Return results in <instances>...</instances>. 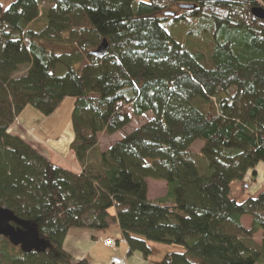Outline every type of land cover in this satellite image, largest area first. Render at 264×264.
Wrapping results in <instances>:
<instances>
[{
    "label": "trees",
    "instance_id": "obj_1",
    "mask_svg": "<svg viewBox=\"0 0 264 264\" xmlns=\"http://www.w3.org/2000/svg\"><path fill=\"white\" fill-rule=\"evenodd\" d=\"M253 9L264 0H0V208L46 243L24 253L2 238L0 264H71L68 233L111 223L128 255L181 248L159 264H264V190L242 195L264 163V19ZM168 21L186 24L182 43ZM65 98L78 174L8 132L27 106L47 117ZM148 113L90 157L100 134ZM148 180L165 183L161 200L149 201Z\"/></svg>",
    "mask_w": 264,
    "mask_h": 264
},
{
    "label": "rangeland",
    "instance_id": "obj_2",
    "mask_svg": "<svg viewBox=\"0 0 264 264\" xmlns=\"http://www.w3.org/2000/svg\"><path fill=\"white\" fill-rule=\"evenodd\" d=\"M135 1L149 3V0ZM1 4H5V2H1ZM163 26L178 42H183L186 28L184 22L168 21L164 22ZM22 72L19 75L23 74ZM73 106L74 100L65 98L56 111L47 117L27 106L18 115L8 132L12 135H18L39 152H41V149L46 151L45 154L49 155V161L54 165L56 164L57 167L71 170L73 164H78L74 153L70 150V145L74 140L71 120ZM128 113L131 114L129 109ZM151 117L150 113L140 118H135L131 115V123L124 131L113 136L100 134L97 152H93L90 157L92 159L96 158L98 156L97 153L108 150L113 144L121 140L123 136L130 134L145 124ZM200 149L201 143L196 142L192 146L191 152L197 155ZM252 172L251 170L248 172V177L251 178L250 189L248 191L245 190L243 194L241 193L244 198L247 195H255L264 187V163H259L256 166L255 176L252 175ZM148 188L149 199L153 202L161 200L166 195L164 182L148 180ZM236 191H238V194L241 192L238 183H234L231 186V194ZM106 239L117 242V246L114 249L107 248L104 245ZM148 247L151 251L148 259H145L139 252L127 255L128 248L122 239L117 223H111L110 227L105 230L73 229L68 233L63 245L64 250L72 257L71 264H76L82 260H86L88 264H110L113 257L124 259L126 264H159L166 255L182 252L181 248L170 245L148 243Z\"/></svg>",
    "mask_w": 264,
    "mask_h": 264
},
{
    "label": "water",
    "instance_id": "obj_3",
    "mask_svg": "<svg viewBox=\"0 0 264 264\" xmlns=\"http://www.w3.org/2000/svg\"><path fill=\"white\" fill-rule=\"evenodd\" d=\"M181 8L193 9L190 6H182ZM252 15L256 19H264V11L261 9H253ZM107 49L108 45L106 41H103L98 49L91 53V56L102 57ZM0 237L7 239L12 246L19 247L24 253L39 252L46 246L45 241L37 236L36 231L30 228L28 223L20 221L4 208H0Z\"/></svg>",
    "mask_w": 264,
    "mask_h": 264
},
{
    "label": "crops",
    "instance_id": "obj_4",
    "mask_svg": "<svg viewBox=\"0 0 264 264\" xmlns=\"http://www.w3.org/2000/svg\"><path fill=\"white\" fill-rule=\"evenodd\" d=\"M18 136V135H17ZM35 149V148H34ZM36 150V149H35ZM37 152H39L38 150H36ZM44 158H46L48 161L50 160L49 159V155H46L45 153H46V151H43L42 149H41V152H39ZM50 162V161H49ZM52 163V162H51ZM53 164V163H52ZM54 165V164H53ZM55 166H56V164H55ZM63 169H66V168H63ZM66 170H68V169H66ZM68 171H71V172H73V173H80L81 172V168H80V166H79V164H73L72 165V168H71V170L69 169ZM250 189V188H249ZM263 190L264 189H262V190H260V191H258V193H256L255 194V196H257L259 193H261V192H263ZM148 195H149V188H148ZM230 196L233 198V199H241V196H240V192H239V194H238V191H236V192H234L233 194H231V191H230ZM148 199H149V196H148ZM149 201H151L150 199H149ZM151 202H153V201H151ZM251 224H252V220L250 219V218H248V217H243L242 219H241V225H242V227L245 229V230H250V228H251ZM261 240H262V234H261V232H259L257 235H255V237H254V241L256 242V244H258V245H260L261 244ZM127 251H128V249H127Z\"/></svg>",
    "mask_w": 264,
    "mask_h": 264
},
{
    "label": "built area",
    "instance_id": "obj_5",
    "mask_svg": "<svg viewBox=\"0 0 264 264\" xmlns=\"http://www.w3.org/2000/svg\"><path fill=\"white\" fill-rule=\"evenodd\" d=\"M245 181H246V183L244 184V187L243 188H244V190H248L249 183H250V178L246 177L245 178ZM104 245L107 248L114 249L117 246V243L116 242H113V240H111V239H107V240L104 241ZM110 264H126V263H125V260L124 259H120V258L113 257L111 259Z\"/></svg>",
    "mask_w": 264,
    "mask_h": 264
}]
</instances>
